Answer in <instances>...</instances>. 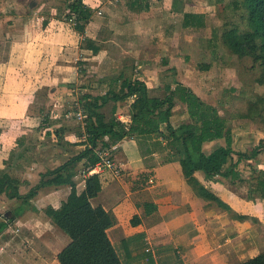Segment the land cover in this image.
Wrapping results in <instances>:
<instances>
[{"label": "rangeland", "instance_id": "1", "mask_svg": "<svg viewBox=\"0 0 264 264\" xmlns=\"http://www.w3.org/2000/svg\"><path fill=\"white\" fill-rule=\"evenodd\" d=\"M69 1L72 0L41 1L43 4L40 5L39 11H36V13L42 11L41 13H44V15L47 14L41 20H47V16L50 17L54 14L53 16L56 19L63 22L61 24L63 26L62 32L64 33V29L67 28L71 30L70 34H73L70 41L71 47L64 49L61 55L57 54V58H55V49L51 50L50 48L47 56L43 54L42 58L41 56L38 57L39 62L43 61L45 65L41 68L42 71L43 68H49L46 75L48 78L51 76L50 83L38 88L34 98H32L28 115L33 116V118L24 121V124L21 119H16L10 126V133L3 132L4 134L1 135L2 142L4 140L5 145L12 148L10 147L8 152L5 151L6 158L0 163V174L9 172L11 175L20 178L22 181L20 192L23 194L38 183L40 172H46L48 169L56 167L83 148L76 144L79 140L76 136V128L84 124L83 115L77 110L80 108L77 102L78 99L85 93L103 94L108 89L112 78L119 73L132 78H137L136 75L140 74L137 67L140 61H137V57L126 55V57L119 58L120 53L112 47L109 48L107 61H101L100 56L94 55L88 50L79 51V48L86 49L80 47V42L84 37L91 38L89 36H92V39L95 37L101 47L105 46V49L107 48L108 40L117 34L114 29L109 28V26H114L109 20H111V9L114 8L117 0H85L88 6L93 8L89 21H93L96 16H99L102 23H100L101 27L98 30L93 31V27H89L88 31L85 29L82 34L73 29V22L67 18L66 4ZM146 1L149 6L151 4L150 8L153 7L152 10H149L160 17V21L154 24V29L151 32L154 34L153 38L157 36L156 40L166 44V47L168 46L170 52H172L171 59V55L159 53L160 50L154 49L155 47L152 45V48L147 51L153 53H150L149 56H153L142 59L144 63L149 61L147 66L155 74L154 77H151V72L148 71V77L144 78L145 81L148 80L150 83L151 93L163 94V86L168 83L172 87H178L182 83L180 79L183 78L184 82L194 89L204 101L212 104L217 109L220 116L225 120L227 127L232 131L233 136L238 133L237 142L233 143L235 150L243 149V151L248 152L259 142L264 143V82L259 80L262 76V67L250 55L238 57L233 54L222 42V33L225 30L233 26L240 31L248 29L247 11L243 0ZM122 5L117 3L115 6V15L119 20L126 18L121 13ZM34 8L35 6L32 7V9ZM173 8L183 9V11L173 13ZM184 12L200 14L202 16L200 26L184 25V16H182ZM58 25V22L53 24L54 27ZM92 25L94 26V24ZM53 31L57 33L59 28ZM35 32L36 30H33L32 34ZM50 35L52 34L50 33ZM100 40L107 41L102 42ZM49 41L51 43L50 37ZM155 42L154 40L151 41L152 44H155ZM72 43H78L77 47L74 48ZM0 44L3 46L1 56L4 54V48H8V42ZM67 50L68 52H65ZM154 51H156L155 54ZM110 57L115 59H110ZM138 60L141 59L138 58ZM170 61L176 67L166 68ZM142 66L146 65L143 64ZM42 71L40 70L39 73ZM175 99L171 116L174 125L180 118L187 116L184 104L178 98ZM131 100L129 98L117 103L116 116L122 122L127 123L130 121L128 109ZM112 105H114V102L109 101L103 107L107 117L111 114ZM43 114L48 117L50 130H54V128L61 125L65 126L61 143L55 144L57 139L54 134L46 135L44 124L48 121H44ZM66 141L73 143L69 145L65 143ZM112 157L115 166L113 169L118 170L111 171L113 173L112 179L121 176L123 178L124 169L121 163L118 162L117 156L113 154ZM258 159L255 164L259 166L262 164L261 160L264 159V151L259 154ZM243 164L240 168L245 180H248L251 171ZM259 167L264 170V167ZM103 169L101 170L104 171ZM80 174L78 172L74 176V180L79 187L82 183ZM151 178L150 181H153L152 175ZM248 183L244 182L242 184L244 187L246 186L247 195ZM244 187L241 190L245 194ZM46 189L49 188H44V190ZM67 189L69 190V187H65V191ZM42 190L40 189L27 204L20 199H7L5 196H0V220L14 216L0 232V264H14L12 260L14 262L20 261L18 264H33L34 261L38 260V255H35L38 251V248H35L37 247L35 245L38 238L33 234L30 237L25 235L21 223H23V220L27 221L33 218L36 219L35 224H38L36 225L38 230H44L39 222L44 218L45 207L48 205L58 207L62 201H58L57 197H54L55 200L44 199L41 195ZM259 198L261 197L259 196ZM245 199L254 201L253 197L247 196ZM45 223L46 227L55 232L54 236L59 237L58 247L69 241L68 235L63 233L61 229H58L50 221ZM31 239H33L32 243ZM29 243H31V246ZM256 243H259L264 249L263 238L256 239ZM11 254L15 255L11 257ZM4 257L6 258L2 259ZM48 259L50 260V258Z\"/></svg>", "mask_w": 264, "mask_h": 264}, {"label": "crops", "instance_id": "2", "mask_svg": "<svg viewBox=\"0 0 264 264\" xmlns=\"http://www.w3.org/2000/svg\"><path fill=\"white\" fill-rule=\"evenodd\" d=\"M41 1L0 0V43L8 42V48L5 47L3 56H0V163L6 158L5 151L8 152L11 147L6 146L4 140L2 142L1 135L10 133V126L16 119H21L24 124V121L33 118L28 115L32 98L38 88L50 83L51 76L48 78L46 75L49 68H43L42 71L41 68L45 65L43 61L39 62L38 57L42 58L43 54L47 56L50 48L55 49L57 58L64 49L71 47V30L65 28L63 33V22L56 19L54 14L47 16V23L41 27V19L47 15L41 13L42 11L36 13L43 4ZM116 2L118 5H124L121 13L126 18H116L117 3L113 9L110 8L112 14L109 21L114 26L109 28L114 29L117 34L108 40L107 48L103 46L97 53L88 48H79V51L88 50L100 56L101 61H107L110 47L118 50L119 58L126 55L137 57V61H140L137 66L140 74L136 76L150 88L149 81L144 78L148 77V71L152 70L147 66L149 61H142L143 58L153 56V53L147 50L153 45L154 49L160 50L159 53L163 55L172 54L168 46L157 41V36L153 38L154 34L151 33L160 17L151 12V4H147L142 10H135L130 5L133 0ZM173 9V13L183 11ZM55 22L59 24L56 27L53 26ZM100 23L101 17L96 16L95 20L89 21L85 29L88 31L89 27H93V31L98 30ZM56 28H59L57 33L53 31ZM33 30H36L34 34ZM152 40L156 41L155 44L151 43ZM105 41L107 40L102 42ZM72 45L75 48L78 43ZM2 47L0 44V54L3 53ZM150 53L152 56H149ZM170 57L172 59V55ZM143 64L146 66H142ZM169 67L176 66L170 61L166 65V68ZM40 70L42 72L39 73ZM150 75L155 76L154 72ZM180 81L189 86L183 78ZM237 136L238 133L233 136L234 144L237 142ZM224 143V138H219L204 143L203 148L209 152ZM79 146L83 147L81 144ZM112 146V154L117 156L118 162L121 163L124 177L112 179L91 198V202L93 205H102L115 215L116 223L107 229V234L123 264H236L256 253L264 252L260 244L256 243V239L260 238H263L264 243V197L253 193L254 201L247 200L246 186L232 184L227 178L218 175L208 178L203 171H196L194 176L197 181L219 197L226 206L222 205L201 196L197 189L187 182L177 160L163 161L162 156L157 153H154L152 158L143 157L134 138L122 139ZM261 163L264 164V159ZM262 164L259 166L264 167ZM80 175L81 186L77 183L76 185L82 189L86 174ZM151 175L153 181H150ZM65 187L68 186L43 189L41 195L44 199L55 200L54 197H57L58 201H63L69 192L68 189L65 191ZM243 187L245 194L241 190ZM144 202H153L156 209L144 214ZM136 214L140 216V220L132 224L131 218ZM48 221L50 219L44 214V218L39 222L44 230H38L36 219L33 218L21 223L25 235L30 237L33 234L38 238L35 245L37 247L34 246L38 248L35 254L38 255V260L33 264H59L56 255L68 242L58 247L59 237L54 236L55 232L45 226ZM30 241L32 243L33 239ZM13 255L11 254V257ZM12 262L20 263L13 260Z\"/></svg>", "mask_w": 264, "mask_h": 264}, {"label": "trees", "instance_id": "3", "mask_svg": "<svg viewBox=\"0 0 264 264\" xmlns=\"http://www.w3.org/2000/svg\"><path fill=\"white\" fill-rule=\"evenodd\" d=\"M243 4L247 11L248 29L240 31L233 26L222 33V42L238 57L250 55L259 62L262 67L259 80L264 82V0H243ZM130 5L135 10L148 6L145 0H133ZM66 9L73 29L84 33L93 8L85 0H72L67 2ZM201 17L197 13L185 12L184 25L200 26ZM46 23L47 20H43L41 27ZM80 47L97 53L101 44L95 39L84 37ZM151 89L143 80L119 73L112 78L103 94H83L77 101L80 106L77 110L83 115L84 124L76 128L79 139L76 144L83 145V148L56 167L40 172V180L27 193L20 192V178L9 172L0 174V196L20 199L26 204L40 189L69 187L66 198L58 207L48 205L44 209L51 223L69 237V241L56 255L59 264H123L107 234V229L116 223L115 215L102 205H93L91 202V198L111 181L113 173L108 169L86 173L102 160V152L107 151L108 157L113 160L111 146L125 138L137 141L143 157L152 158L157 153L163 161L177 160L187 182L205 198L225 205L197 181L194 174L199 170L208 178L218 175L236 185L249 182L248 196L252 197L254 193L264 197V170L255 164L259 154L264 151L263 142L248 152L235 150L233 134L225 120L212 104L204 101L192 88L182 83L172 87L168 83L163 86V94H153ZM129 98L132 99L128 109L130 121L125 123L116 116L117 103ZM175 98L184 104L187 113L176 125L171 121ZM109 101H113L114 105L107 117L103 107ZM43 116L44 121H48V117ZM44 125L46 135L56 136L55 144L63 141L65 126L50 130L49 121ZM219 138H224V145L209 152L204 150V143ZM65 143L72 145L73 142ZM242 163L251 171L248 180L242 174ZM78 172L86 174L82 189L77 187L74 180ZM142 207L144 214L156 209L153 202H144ZM13 217L0 220V232ZM139 220L140 216L136 214L131 218V223L136 224ZM236 264H264V252Z\"/></svg>", "mask_w": 264, "mask_h": 264}, {"label": "built area", "instance_id": "4", "mask_svg": "<svg viewBox=\"0 0 264 264\" xmlns=\"http://www.w3.org/2000/svg\"><path fill=\"white\" fill-rule=\"evenodd\" d=\"M102 160L100 162H98L94 168L90 169L86 174H93V173H98L101 172L102 168H104L103 170H110L112 172L114 171H118L117 169H113L114 166V162L111 158L108 157V152H102Z\"/></svg>", "mask_w": 264, "mask_h": 264}]
</instances>
